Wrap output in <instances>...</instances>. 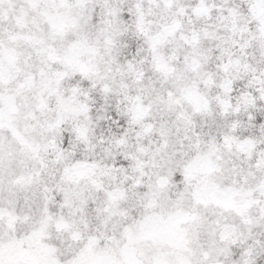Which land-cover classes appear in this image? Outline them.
Returning <instances> with one entry per match:
<instances>
[{
  "label": "snow or ice",
  "instance_id": "6c2138e0",
  "mask_svg": "<svg viewBox=\"0 0 264 264\" xmlns=\"http://www.w3.org/2000/svg\"><path fill=\"white\" fill-rule=\"evenodd\" d=\"M0 264H264V0H0Z\"/></svg>",
  "mask_w": 264,
  "mask_h": 264
}]
</instances>
